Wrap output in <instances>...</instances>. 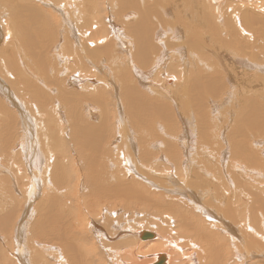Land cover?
Masks as SVG:
<instances>
[{
  "label": "bare ground",
  "instance_id": "obj_1",
  "mask_svg": "<svg viewBox=\"0 0 264 264\" xmlns=\"http://www.w3.org/2000/svg\"><path fill=\"white\" fill-rule=\"evenodd\" d=\"M53 1L54 0H0V4L5 3L4 7L6 9L9 8L11 11L9 13V11L6 10V15L0 16L2 22H0V63H4V65L0 64V106L9 107V103H11L14 104V107H16L15 110L17 111L21 107L20 118L22 119L23 128L25 130V140L27 139L25 147L30 146L35 150L31 155L29 153L27 154L29 160H26V165L22 161L18 164L13 163L11 165L18 175L14 173V184L9 183L8 177L0 176L1 187H6L7 184L6 188L8 191L4 195L9 197L12 205H14L10 214L4 213L5 215L0 218V224L8 229L9 232L20 220L19 225H16V229L14 228L15 236H17V238H15L16 244L11 248L14 253L12 255L9 253V250L7 251L10 254L8 258L10 263L15 264L14 260L19 259L18 263L20 264H264V98L262 97L264 95H261L262 91L258 92L254 90V85L252 86L254 79L249 80V82L246 81L243 84L238 82L239 85L233 80V84L231 82L229 86L230 91H232L228 94L233 101H231V105L236 106L237 109L234 111L235 117L233 116L236 123L229 129V141L227 145L222 143L220 137L214 133L216 129L212 128L211 131L194 130L197 133V141H193L187 136V129L180 131L182 137L177 138L174 137L173 134V136H171L169 133L173 132L174 126H172V129L166 128L168 123L169 125L173 123L172 116L169 114L163 119L167 124L164 127L160 126L161 132L157 131L159 126L146 128V133L142 132L143 130L141 129L143 128L140 127L137 128V131H125L120 129L117 132H112L108 126V124L112 122H110V120L107 122V118H111L114 113L118 114L117 109L119 107L121 108L119 103L121 98L127 103L125 106H127L128 110L131 106L134 113L137 112L138 114L141 112L140 116L144 118L145 112L148 111L149 102L146 103L147 101L145 102L143 98L148 93V90H143L141 87H145L146 80L143 82V86H141L139 82L138 84L135 82L137 79H133V81L129 74H125L121 80L120 88L122 92L120 91L116 100L114 97L117 94L113 93L114 95H111L108 93V96L104 95L107 90L105 85L102 86V89L95 87L93 90L87 88L85 91L77 87L84 85V79H86L87 82L93 78L90 72H88V67L85 69L84 66H82L84 71H80L82 64L78 67L80 72L76 73L77 76L75 72L78 71H74V69L71 70L69 68L72 72L74 71V73L68 76L67 72H65L66 69L64 73L62 71L63 68H60L64 76L67 74L66 77L61 78L63 77L62 74L57 72V68L59 69V62L54 61V56L52 54L50 55V52L45 51L47 54L43 53L44 49L50 45V42L45 43L40 39L42 34L46 33L48 30L50 31L51 28L53 29L55 23H57L58 27L61 26L59 17H56L51 13L52 11H49V5L53 4ZM168 1L169 0H85V14L84 16L81 14V16H83L81 19L90 21L98 17V20H94L90 23V26H88L91 27V33L88 32V34H90V40L85 39L87 38V31H83V33L80 31L81 37L85 39L86 43L83 42L88 46L92 45V48L102 44L103 46L97 47V50L94 47L95 51L93 55L98 58L101 56V53H104L106 57L109 58L108 60L106 59L107 61L116 63L122 69L127 64L139 63L137 60L142 61V64L139 63V65H142V67L144 66L143 68L145 69H150L151 66L156 69L162 61L161 54L166 50L165 46L171 43V41L170 43L168 41L167 44L165 43L164 45V41L161 37L170 40L171 34L176 35L180 30L178 26L180 22L176 25L177 23L173 24L175 19H173L174 21L172 22L167 20L170 18L169 14L173 10L172 8L180 11L185 10L187 12L189 10V5H192L191 7L193 10L196 9V0H184V2L181 3L180 0L171 1L173 3ZM214 1L219 4L228 0ZM74 2L75 0L73 3ZM229 3V7L230 9L232 8V11L230 12L231 16L228 15V12V14H226L228 18L226 16L227 24L225 26L229 27L231 32L229 29L227 31L233 33L232 37L233 35L236 37L240 50L244 49L245 52L255 49L254 54L250 56H254V58L263 57L264 0H230ZM25 5L27 7V12L23 9ZM43 5L49 8V10ZM180 6L182 7L180 8ZM209 7L211 15L216 13L217 16H219L218 12H221L220 6H218L219 10L213 9L212 5H209ZM197 8L199 10V7ZM60 12L65 15L63 10H60ZM196 12L198 11H192L193 17L196 15ZM10 14L11 19L15 18L16 20L13 24L8 23L5 18V16ZM119 14L120 18L115 19ZM199 15L201 14L199 13ZM207 19L206 21H208ZM99 21H101V23H98ZM122 21L128 23L127 28L129 31L127 33L121 31L118 26L120 25L119 22ZM183 24L184 22L181 23V25ZM207 24H209V22ZM216 24L217 23L212 21L211 25L213 31L216 30L219 32V27H217ZM66 25L68 24L66 23ZM197 26L199 25L190 26L193 33L190 32L188 28V30H185L187 37L185 34L184 36L188 38V40H191L189 38L191 37L190 35L193 34L192 39H194V41L191 42L192 40H187L189 42L188 44L192 47L196 44L199 48H203V46H205L204 37L201 38L202 40L200 43L197 42L199 40L198 38L201 37L199 33L201 30ZM218 26H220V23ZM69 27L71 28V26ZM212 27L210 28L212 29ZM201 28H203V26ZM208 31L211 35V30L209 29ZM71 32L73 36L70 35L76 43V39L78 41L79 38L73 27ZM126 34L129 35V41ZM215 34H212V36L215 37ZM215 40L216 38H214V41ZM220 41L222 42V40ZM236 43H233L234 46L237 45ZM66 44L70 43L66 42ZM208 44L212 47V43L208 41ZM126 45H128V50H126L127 48L125 49V47H127ZM9 46H11L10 49H12L11 55ZM259 48L261 50L256 55L255 53ZM153 49L159 51H156L158 53L157 55H153ZM178 49L179 47H175L174 50ZM60 50H63L62 46ZM67 50L72 53L80 51L77 53L78 63H85L84 61L88 60V55L91 53V51L89 54L86 52L84 53V51L82 52V50L77 48H68ZM123 50L128 54L127 57L126 55L120 57V52ZM220 51L221 50H219V52ZM215 52H217L215 54H218V51ZM252 52L250 53L252 54ZM62 54L59 53V58L55 57V60L59 59L58 61L60 62L63 60L65 63L70 57L68 58V54ZM244 54L245 53L242 55ZM201 55L202 54H200V56ZM219 55L221 54L219 53ZM219 55L218 57H220ZM29 56L35 57L34 61L36 64H42L41 61L45 60V66L50 70L55 69L54 75H56V78L53 74L52 75L55 79H58V81H50L51 76L49 71L45 79L49 80V82L47 81L48 85L49 83L54 85L57 84V87L54 86L56 90L53 89V91L57 93V99L52 97V95L46 94L47 92L45 93L39 85L31 84L30 89L25 85L24 71H20V68H22V66L24 67L23 62H27L30 58ZM235 57L237 58V56H234V58ZM261 58L258 63L250 59V62H248L249 66L264 72V59ZM104 60V58H99L98 63ZM196 60L197 58L195 61ZM234 60L235 59H233V62ZM244 61L245 60H243V62ZM216 64H211L212 72L218 70ZM200 66H202V63L197 65L194 73ZM129 67H132V65ZM132 68L135 67L133 66ZM139 68L140 71H142V68ZM14 71H16L15 75H13ZM113 71L114 70H112V72ZM116 71H114V73H116ZM131 71L130 73L133 76V72ZM155 71V73L158 72L157 70ZM164 71H167V69ZM117 74L119 75V72ZM157 74L162 76V69ZM142 75H144V71ZM226 75L230 77L229 72H227ZM226 75H224V77ZM2 76L6 78L8 83L4 81V77ZM98 76L101 78L100 74ZM164 76L173 83L176 81L178 83L185 82L183 80L184 78H182L183 75L175 74L169 76L164 72ZM155 77L158 76L156 75ZM107 78L108 76L104 78L105 84ZM133 78H135V76ZM160 78L162 77L159 76L157 80L160 81ZM230 78L232 79L233 77L231 76ZM260 78L263 79V77ZM218 79L221 80L222 78ZM221 81L224 85L225 82L223 80ZM218 82L220 83L217 79L210 77L208 80L203 81L192 79L190 85L186 86L185 84V88L181 86L182 89H184L182 93L187 90V94H181L183 96L177 101H184L185 104L179 103L180 105L183 104L182 106L185 105L184 108L186 109L189 108V106H197L200 102L205 106V98L208 95V91H210L214 85L215 88H217ZM160 84L161 86L163 85L162 83ZM220 84L217 90L220 89ZM226 86L228 85L226 84ZM238 86L239 89L237 88ZM71 87H73L80 96L79 100H77L75 94L68 91ZM107 88L114 91L110 86H107ZM153 88L156 89L157 87L153 86ZM152 91L154 92L155 90ZM171 91L173 92V90ZM164 94H167V92ZM63 95L68 96V98L63 97ZM157 98L162 104L158 105L157 108L155 107L156 109L151 112L157 113L155 112L157 110L163 112L167 111L166 108L171 105L170 100L166 102L165 100L167 98L165 97L166 99L164 100L162 95H158ZM89 101H95V103L92 102V106L87 108L97 111L96 113L94 111L93 117L100 114L101 122L105 121L106 123L102 122L103 124L99 126L90 123H84L81 124V126L74 125L76 123H82V120L77 115L80 114V112L82 113L81 115L84 114V108ZM240 101L241 103L238 104ZM34 102H37L38 106L34 105ZM150 102L152 105L159 103L156 99H151ZM79 106H82L83 109L79 110ZM28 108L39 110V117L42 118V120H40V144L32 137L33 122L32 119L26 118L29 116L27 112ZM53 110L56 114H58L57 111L68 112L71 115L70 117L76 116L78 121L71 122V124H73L72 127L71 124H69V126L63 128L57 123L59 117L53 114ZM11 113L4 114L1 117L3 122H7V125H10L7 129L8 131L9 129L11 131L16 127L15 125H17L15 116ZM212 113H210V117ZM175 115L177 116V114ZM213 116L214 114L212 117ZM139 117H133V121L128 120V122H134V125L136 123L140 126L141 124L137 121ZM71 119L72 118H70V120ZM143 121L147 122V120L144 119L142 122ZM232 123H234L233 120ZM7 125L5 126L7 127ZM119 125H121V123H119ZM190 125L192 126V124ZM69 127H71L70 130ZM65 130H69L71 137H64L62 132ZM108 134L112 135L109 142L105 141V137L109 139ZM136 134V137H140L138 144L134 142L135 137L133 136ZM147 138L151 140L148 141ZM12 139L13 138H11V140ZM69 140L70 144L68 143ZM195 143L198 145L197 150L200 152V154L197 155L193 153L192 150ZM122 144L123 146H121ZM22 145L20 146L22 147ZM7 146L9 149L10 145ZM120 147H123L122 155L119 149ZM2 153L4 154L6 152H3L2 149ZM188 153L198 160H191ZM43 154L47 158V162L43 165V171L36 169V171L32 173L29 167L33 163L37 164L42 161ZM13 156L18 157L17 152ZM18 158H14V160ZM142 165L145 167L142 168ZM0 169L2 168L0 167ZM1 172L2 170H0V173ZM143 172H149V174L153 173L154 177H148L149 175L146 176ZM139 179L150 186H147ZM22 180L27 184L24 189H22L24 187L23 184H21ZM41 182L44 183L41 184ZM214 184L217 185L215 190ZM11 186H13L17 192L18 189L22 190L19 196H15V192ZM43 187L44 190H41ZM159 190H165V192L160 193L158 192ZM37 195L39 197L37 204L32 206L35 204L33 202ZM31 198L33 199L31 200ZM4 199L6 198L4 197ZM121 206L125 207L124 212L121 211L123 208ZM30 213V217L32 218V214H34V218L30 223V220L24 222V218L28 217ZM141 213L145 215V223L139 218L141 217ZM15 218H17L15 223H9ZM230 220L233 222L230 223ZM120 223L126 224V226H132V229L129 227L124 230ZM136 224L138 229L134 231L133 229H135L134 226ZM6 229H4V231ZM151 229H154L153 231L155 232L153 234L147 233L149 232L148 230ZM115 231H119L120 233L116 234ZM124 234H127L128 238L121 240L120 236ZM24 235L27 238L26 243L24 242L25 245L22 243V241H24ZM145 255L148 260L145 259Z\"/></svg>",
  "mask_w": 264,
  "mask_h": 264
},
{
  "label": "rangeland",
  "instance_id": "obj_2",
  "mask_svg": "<svg viewBox=\"0 0 264 264\" xmlns=\"http://www.w3.org/2000/svg\"><path fill=\"white\" fill-rule=\"evenodd\" d=\"M59 1V2H58ZM68 1V2H67ZM54 0L52 3L53 4H50L49 5V8H50V10H49V8H47V7H45L44 5V7L46 8V9H48L49 11H52L51 13L53 14V15H55L56 17L58 16L59 17V19H60V25L61 26H59V27H62V28H59L58 27V25H57V23H55V26H53V29L51 28L50 29V31L48 30L46 33H44V34H42L41 35V37H40V39L43 41V42H45V43H49L50 42V45L46 48V49H44V51H43V53L44 54H47V52H45V51H48V52H50V55L52 54L53 56H54V61L55 62H59L58 63V65H59V69L57 68V72L58 73H61L62 71L64 72V70H65V72H67V74H68V76L69 75H72L73 73H74V71H78V72H75V74L76 73H79L80 71H84V68L86 69V67H88V72H90V74H91V76L94 78V80H93V78L92 79H90V80H88L87 82H86V79H84V85H82V86H77L78 88H80V89H82V90H87V88H89V89H91V90H93L95 87H98V88H101L102 89V86L103 85H105L106 86V89L107 90H109V91H105V96H108V93H110L111 95H114V94H117L114 98L117 100V96L119 95V93H120V91L122 92V90H121V88H120V86H121V80H122V77L125 75V74H129L130 75V77H132L131 79L133 80V79H137L135 82H137V84H138V82H139V85H141V86H143V82H145V80H146V82H145V87H141V88H143V90H148L147 92V94L144 96V101L146 102V103H148L149 104V106H148V111L147 112H145L146 114V116L144 115V118H143V116H140L141 115V112L140 113H138L137 114V112H135L134 113V110L132 109V107L130 106V109L128 110V108H127V106H125L127 103H125L124 101L125 100H122V98L119 100V103H120V106H121V108L119 107L117 110H118V114L117 113H114V114H112V116H111V118H107V122L110 120V122H112L111 124H108V126L110 127V129H111V131L112 132H117L118 130H120V129H123V130H133V131H137L138 129L137 128H143V129H141V130H143L142 132H145L146 133V128H152V127H158L159 129L157 130V131H159V132H161V130H160V126H162V127H164V126H166V124H167V122L165 121V120H163V119H165L166 117H167V114H169V115H171L172 116V121H173V123H172V125H169V123L167 124V126H166V128H170V129H172V126H174V130H173V132H171V133H169L171 136H173L174 135V137H177V138H179V137H182V135L180 134V131H183V130H186L187 131V133H188V137L191 139V140H193V141H197V133L194 131V130H209V131H211V128L212 129H216L215 131L216 132H218V133H216L215 131H214V133L215 134H217V136H219L220 137V139H221V141H222V143L224 144V145H227L228 144V141H229V129L232 127V125L234 126V124L236 123V121H234V119L235 118H233V116L235 117V115H234V111L237 109L236 108V106H233V105H231V101H232V99L230 98V95H228L229 93H231L232 91H230V84H231V82H232V84H233V80H234V82L235 83H238V82H240V83H244V82H249V80H252V79H254L253 80V82H252V86H253V88H254V90L255 91H258V92H261L262 91V93H261V95H264V72L263 71H259L257 68H254V67H252V66H249V64H248V62H250V59H252V60H254L255 62H260V58L262 57V56H260V57H255L254 58V56L253 57H251L250 55H253L254 54V50H247V51H245L244 52V49H242V50H240L239 48L240 47H238V42H237V39H236V37H234V35H233V37H232V34L233 33H230L231 32V29L229 28V27H226L225 25L227 24V18H228V15H230V12L232 11L231 9H230V7H229V5H230V0H228V1H223L222 3H215V1L214 0H196L195 1V8L196 9H194L193 10V8L191 7L192 5H189V10L186 12L185 10H175L174 8H172L173 10L170 12V18L169 19H167L169 22H172V21H174L173 19H175V21L173 22V24H176V25H178L179 24V22H180V24L178 25L179 26V31H178V35L176 34H171V38H170V40L167 38H163V37H161L162 39H163V44L165 45V43L167 44V42L169 41V43H170V41H171V45L170 44H167L166 46H165V49L166 50H164V52L161 54V58H162V61H161V63H160V65H159V67H157L156 69H154L152 66L150 67V69H145V68H143L142 67V65H139V63L140 64H142V61H140V60H137L139 63H135V64H132V63H130V65H132V67L134 66L135 68H132V67H129L130 65L129 64H127L126 66H124L123 67V69L121 68V67H119V65H117L116 63H112L111 61L109 62V61H107L109 58H107L106 57V55L104 54H100L101 56H99L98 58H97V56H94L93 55V52L95 51L94 50V47L92 48V45L89 47L88 45H86V44H84V42L86 43V41H85V39H87V40H90V34H88V32L89 33H91V27H88V26H90V23L91 22H93L94 20H98V17H95L94 19H92V20H90V21H85V20H82L81 19V17H83L84 16V14H85V12H84V7H85V0H75V2L73 3V1L74 0ZM171 1H173V0H169L168 2H170V3H173V2H171ZM209 1V2H208ZM212 1V2H211ZM221 1V0H220ZM60 2H62V3H60ZM181 2H184V0H180V3ZM57 3V4H56ZM76 3V4H75ZM5 4V3H4ZM4 4H0L1 6H0V16L1 15H6V10H8L9 11V13L11 12L10 10H9V8H5L4 6ZM56 4V5H55ZM60 4V5H59ZM68 6H67V5ZM74 4V5H73ZM53 5H54V7H53ZM58 5V6H57ZM169 5V4H168ZM209 5L211 6L212 5V8L213 9H215V10H219L218 9V6H220V10H221V12H218V15L219 16H217V14L215 13V14H213V15H211L210 14V7H209ZM51 6V7H50ZM57 6V7H56ZM65 6V7H64ZM77 6V7H76ZM208 6V7H207ZM236 6V5H235ZM68 7V8H67ZM154 7V6H153ZM156 7V6H155ZM182 6H180V8H181ZM197 7H199V10H198V8ZM227 7H228V9H227ZM2 8V9H1ZM69 8H70V10H69ZM207 8H208V10H207ZM23 9H25V11L27 12V7H26V5L23 7ZM55 9V10H54ZM67 11H66V10ZM230 9V10H229ZM60 10H63L64 12H65V15H63V13H61L60 12ZM195 10H197L198 12H196V15H194V17H193V15H192V11L193 12H195ZM201 10V11H200ZM222 10H224V11H222ZM59 11V12H58ZM77 11V12H76ZM177 11V12H176ZM71 12V13H70ZM181 12H183V13H181ZM209 13V14H207V13ZM214 12H216V11H214ZM229 14H228V13ZM176 13V14H175ZM178 13V14H177ZM199 13L201 14V15H199ZM220 13V14H219ZM75 14V15H74ZM81 14L83 15V16H81ZM183 14V15H182ZM186 16H185V15ZM189 14V15H188ZM226 14H228V15H226ZM68 15H72V16H68ZM78 15V16H77ZM176 15V16H175ZM180 15V16H179ZM202 15H204V16H202ZM67 16V17H66ZM184 18H183V17ZM199 16H201V17H199ZM226 16H227V18H226ZM231 16V15H230ZM207 17H208V19H207ZM219 17V18H218ZM5 18L7 19V21H8V23H12L13 24V22H16V20H15V18H13V19H11V14L10 15H7V16H5ZM112 18V17H111ZM117 18H120V14L115 18V19H117ZM203 18V19H202ZM205 18V19H204ZM212 18V19H211ZM113 19V18H112ZM178 19V20H177ZM182 19V20H181ZM206 19L208 20V21H206ZM232 19H233V16H232ZM231 19V20H232ZM204 20H205V22H204ZM215 20V21H214ZM120 21V20H119ZM212 21L213 22H215V23H217L216 24V26L217 27H219V32H217L215 29V31H213V27H212ZM0 22H1V20H0ZM71 22V23H70ZM72 22H73V24H72ZM132 22V21H131ZM184 22V24L183 25H181V23H183ZM189 22V23H188ZM195 22H196V24H195ZM209 22V24H207ZM211 22V23H210ZM225 22V23H224ZM2 23V22H1ZM66 23L68 24V25H66ZM69 23H70V25H69ZM98 23H101V21H99ZM120 23V25H118L119 27H120V30L121 31H124L125 33H127L129 30H128V28H127V26H128V23L127 22H119ZM200 23H201V26H200ZM219 23H220V26H218L219 25ZM83 24V25H82ZM84 24H85V26H84ZM86 24H88V25H86ZM125 24H127V25H125ZM186 24H187V26H186ZM196 26V25H199V26H197L201 31H199V33H200V35H201V37L200 38H198L199 40L197 41L198 43H200L201 42V38H203V40H205V46H203V48H202V50H201V48H199L198 47V45H194V47H192L190 44H188L189 42L188 41H191V42H193L194 41V39H192V35H190V36H188V37H190L189 39H191V40H188V38H186L187 37V33L185 34V30H188V28H189V31L190 32H192L191 30H192V28L190 27V26ZM207 25V26H206ZM69 26H71V28L69 27ZM77 26V27H76ZM81 26V27H80ZM87 26V27H86ZM189 26V27H188ZM203 26V28H201ZM204 26H206V27H204ZM72 27H73V29H74V31H76V33H77V35H78V38H79V40L77 41V39H76V43H75V41H73V35H72ZM210 27H212V29L210 28ZM221 27V28H220ZM80 28V29H79ZM90 30H89V29ZM191 28V29H190ZM204 28H205V30H204ZM207 28H208V30L210 29L212 32H215V33H212L211 31H210V33H211V35L209 34V31L207 30ZM223 28H225V29H223ZM64 29H65V31H64ZM230 30V32L229 31H227V30ZM68 32H67V31ZM71 30V31H70ZM221 30V31H220ZM56 31V32H55ZM79 31V32H78ZM83 33V31H87V34H86V37L87 38H83L82 39V37H81V32ZM181 31H182V33H181ZM184 31V32H183ZM203 31V32H202ZM208 31V32H207ZM223 31V32H222ZM187 32V31H186ZM57 33V34H56ZM64 33V34H63ZM193 33V32H192ZM205 33V34H204ZM221 33V34H220ZM227 33H228V35H227ZM47 34V35H46ZM53 34V35H52ZM72 36H71V35ZM184 34H185V36H184ZM212 34L214 35L215 34V37L214 36H212ZM219 34H220V36H219ZM231 34V35H230ZM45 35V36H44ZM48 35H49V37H48ZM51 35V36H50ZM175 35V36H174ZM181 37H180V36ZM197 35H199V34H197ZM199 35V36H200ZM203 35V36H202ZM216 35H218V36H216ZM67 37V36H69V37H67V38H65V37ZM126 36H127V38H128V41H129V35H127L126 34ZM81 37V38H80ZM175 37V38H174ZM183 37V38H182ZM208 37V38H207ZM212 37V38H211ZM217 37H218V39H217ZM232 37V38H231ZM43 38V39H42ZM210 38H211V40H210ZM214 38H216V40L214 41ZM236 40H235V39ZM54 41H53V40ZM71 39V40H70ZM162 39H160V40H162ZM172 39V40H171ZM177 39V40H176ZM183 39V40H182ZM213 39V40H212ZM81 40V41H80ZM188 40V41H187ZM220 40H222V42H223V40H224V42H223V44H222V42L220 41ZM237 42H235V41ZM4 41V40H3ZM47 41V42H46ZM84 41V42H83ZM174 41H176V42H174ZM182 41V42H181ZM208 41H209V43H212V47H211V45L210 44H208ZM210 41H212V42H210ZM218 41V42H217ZM233 41V42H232ZM66 42H68V43H70V44H66ZM81 42V43H80ZM216 42V43H215ZM76 45H75V44ZM88 43V42H87ZM214 43V44H213ZM233 43H236L237 45H235L234 46V44ZM226 44V45H225ZM54 46V48H53V46ZM129 45V44H128ZM128 45H126L127 47H125V49L126 50H128L129 48H128ZM164 45H163V47H164ZM183 45V46H182ZM215 45V46H214ZM12 46H14V45H12ZM61 46H62V49L63 50H60L61 49ZM82 46V47H81ZM86 46V47H85ZM88 46V47H87ZM99 46H103L102 44L101 45H98L97 47H99ZM168 46V47H167ZM231 48H230V47ZM10 47L11 46H9V52H10V55H11V53H12V49H10ZM79 47V48H78ZM97 47H95V49L97 50ZM175 47H179V49L178 50H174L175 49ZM189 47H191V48H189ZM223 47V48H222ZM233 47V48H232ZM238 47V48H237ZM8 48V47H7ZM65 48V49H64ZM68 48H77V49H80V50H82V52L84 51V53L86 52L87 54H89L90 53V51H91V53L88 55V57L90 58H88V60H86V61H84L85 63H78V59H77V53L78 52H80V51H78L77 53H72V52H70L69 50H67ZM86 48H88V49H86ZM215 49V51H218V54H215V53H217V52H215L214 51V49ZM39 49V48H38ZM158 49V48H157ZM157 49H153L152 51H153V55H157L158 53L157 52H159V51H157ZM159 49L161 50V48L159 47ZM167 49H169V50H171V51H169V50H167ZM188 49V50H187ZM217 49V50H216ZM155 50V51H154ZM214 51V52H212V51ZM219 50H221L220 52H219ZM225 50V51H224ZM261 49L259 48L258 50H257V52L255 53L256 55H257V53H259V51H260ZM87 51H89V52H87ZM157 51V52H156ZM204 51V52H203ZM248 51H249V53H248ZM253 51V52H252ZM55 52H56V56H55ZM66 52V53H65ZM126 51L125 50H123V51H121L120 52V57H123L124 55H126V57L128 56V54H126L125 53ZM146 52H147V50H146ZM151 52V51H150ZM173 53V55H172V53ZM203 52V53H202ZM250 52H252V54L250 53ZM59 53H63L62 55H67L68 54V60L67 61H65V63H64V61L63 60H61V62L60 61H58V60H55V57H57V58H59ZM154 53H156V54H154ZM170 53V54H169ZM219 53L221 54V55H219ZM243 53H245L244 55H242ZM72 54V55H71ZM123 54V55H122ZM146 54H148V53H146ZM175 54V55H174ZM200 54H202L201 56H200ZM226 54H227V56H226ZM92 55V56H91ZM118 55V56H119ZM172 55V56H171ZM218 55L220 56V57H218ZM52 56V57H53ZM91 56V57H90ZM93 56H94V58H93ZM178 56V57H177ZM199 56V57H198ZM234 56H237V58L235 57L234 58ZM30 58H29V60L26 62V61H24L23 62V64H24V67L22 66V68H20V71H24V79H25V85L28 87V89H30V85L32 84V85H34V84H36V85H39L44 91H45V93L46 94H48V95H52V97H54L55 99H57V93L56 92H54L53 91V89L54 90H56V88H54V86L55 87H57V84L56 85H54V84H52V83H49V85H48V82H49V80H46L45 79V76L48 74V71H49V73H50V76H51V79H50V81H54V82H56V81H58V79H55L56 78V75H54V73H55V69H53V70H50L47 66H45V60H42L41 61V63L42 64H36L35 63V61H34V56H29ZM76 57V58H75ZM87 57V56H86ZM203 57H206V58H203ZM211 57V58H210ZM251 57V58H250ZM99 58L101 59V58H104L105 60L103 61V62H105L106 63V66H105V63H103V62H99L98 63V61H99ZM169 58V59H168ZM197 58V62L195 61V59ZM203 60H202V59ZM248 58H249V60H248ZM76 59V60H75ZM107 59V60H106ZM164 59V60H163ZM200 59V60H199ZM206 59V60H205ZM233 59H235L234 60V62H236V63H234L233 62ZM261 59H264V55H263V57L261 58ZM170 60H172V61H170ZM187 60V61H186ZM217 60V61H216ZM243 60H245L244 62H243ZM176 61V62H175ZM192 61H195V62H192ZM215 61V62H214ZM69 64H68V63ZM88 62V63H87ZM89 62H91V63H89ZM108 62V63H107ZM209 62V63H208ZM211 62V63H210ZM253 62V61H252ZM29 63V64H28ZM30 63H31V65H30ZM76 63V64H75ZM95 63V64H94ZM98 65H97V64ZM165 63V64H164ZM170 63V64H169ZM177 63V64H176ZM200 63H202V66H200L199 68H198V70L194 73V70H195V68L197 67V65L198 64H200ZM208 63V64H207ZM216 63H218V64H216ZM220 63V64H219ZM263 63H264V61H263ZM0 64H3L4 65V63L3 62H1ZM63 64V65H62ZM75 64V65H74ZM82 64V65H81ZM108 64H110V65H108ZM143 64H145V63H143ZM182 64V65H181ZM214 64H216V66H218V70L217 71H215V72H217V73H215V72H212V65ZM77 65V66H76ZM81 65V67H80V71H79V66ZM141 67L142 68V71H140V68L138 67ZM174 65V66H173ZM208 65V66H207ZM63 66V67H62ZM82 66H84V68H82ZM99 66V67H98ZM162 66V67H161ZM224 66V67H223ZM39 67V68H38ZM58 67V66H57ZM77 67V68H76ZM136 67H137V69H136ZM148 67V68H149ZM161 67V68H160ZM170 67V68H169ZM207 67H208V69H207ZM221 67V68H220ZM41 68V69H40ZM60 68H63V70L62 71H60ZM72 70V69H74V71L72 72L70 69ZM82 68V69H81ZM121 68V69H120ZM131 68V69H130ZM159 68V69H158ZM175 68H176V70H175ZM187 68V69H186ZM48 69V70H47ZM68 69V70H67ZM78 69V70H77ZM98 71H97V70ZM100 69V70H99ZM118 69V70H117ZM127 69H130V70H127ZM144 69V70H143ZM162 69V76L160 75V74H157L160 70ZM167 69V71H164V70H166ZM174 69V70H173ZM211 69V70H210ZM45 70H47V71H45ZM112 70H114V71H116V73H114V71L112 72ZM120 70V71H119ZM132 70V71H131ZM153 70V71H152ZM155 70H157L158 72L157 73H155L156 71ZM207 70H209V71H207ZM32 71V72H31ZM95 71V72H94ZM130 71L131 72H133L132 74H133V76L131 75V73H130ZM138 72V74H137V72ZM143 71H144V75H142V73H143ZM146 71V72H145ZM150 71H151V73H150ZM170 71H172V72H170ZM225 71V72H224ZM26 72V73H25ZM64 72V73H65ZM119 72V75L117 74ZM121 72V73H120ZM127 72V73H126ZM134 72H136V73H134ZM149 72V73H148ZM164 72H165V74H167V75H169V76H173V75H183L182 76V78H184L183 80L185 81V82H180V83H178L177 81L175 82V83H173V82H170L169 80H168V78L167 77H165L164 76ZM176 72H178V73H176ZM182 72V73H181ZM189 72V73H188ZM227 72H229V75H230V77L232 76L233 78L231 79L229 76H227L226 75V73ZM15 73H16V71H14L13 72V75H15ZM69 73H71V74H69ZM102 73V74H101ZM173 75H172V74ZM216 74L217 76H218V78H222L221 80H223L224 82H225V84L223 85V83H221L222 81L221 80H219L218 78H217V76L216 75H214V74ZM55 76V78L53 77V75ZM62 74V76L63 77H61V75H60V77L61 78H64V77H66V75L67 74H65V76H64V74L63 73H61ZM100 74V76H101V78H99V75ZM112 74V75H111ZM116 74V75H115ZM159 77H162V78H160L159 80L160 81H158L157 80V78L158 77H155L156 75ZM189 74V75H188ZM200 74V75H199ZM213 74V75H212ZM263 74V75H262ZM111 75V76H110ZM148 75V76H147ZM153 75V76H152ZM155 75V76H154ZM208 75H209V77L210 78H215V79H217L218 81H220V83L218 82V85L220 84V89L219 90H217L218 89V85H217V88H215V85L213 86V88L210 90V91H208V95H207V97L205 98L206 100V103H205V106L204 105H202V102H200V104L199 105H197V106H194V107H192V106H189V108H184V106H182L183 104H185L184 103V101H182V102H180V101H177V100H180L179 98L180 97H182L183 95H181V94H187V90H185V92L184 93H182V91H184V89H182V87L183 88H185V84H186V86H188V85H190L191 84V80L192 79H194V80H199V81H203V80H208ZM211 75V76H210ZM221 75V76H220ZM224 75H226L225 77H224ZM11 76H12V74H11ZM76 76H77V74H76ZM81 76V75H80ZM108 76V78H107V80H106V84H105V82H104V78L105 77H107ZM117 76V77H116ZM135 76V78H133ZM141 76V77H140ZM144 76V77H143ZM188 76V77H187ZM192 76V77H191ZM198 76V77H197ZM205 76V77H204ZM214 76V77H213ZM223 76V77H222ZM255 76H256V78H255ZM263 77V79H261L260 77ZM2 77H4V76H2ZM120 77V78H119ZM138 77V78H137ZM149 77V78H148ZM199 77H200V79H199ZM32 78V79H31ZM41 78H42V80H41ZM99 78V79H98ZM142 78V79H141ZM145 78V79H144ZM202 78V79H201ZM4 79V81L6 82V83H8L7 81H6V78L4 77L3 78ZM48 79V78H47ZM153 79H154V81H153ZM163 79H164V81H163ZM225 79H226V81H225ZM256 79V80H255ZM139 80V81H138ZM152 80V81H151ZM158 82H157V81ZM34 81V82H33ZM48 81V82H47ZM93 81V82H92ZM112 81H114V82H112ZM134 81V80H133ZM166 81V82H165ZM67 82V81H66ZM156 82V83H155ZM227 82V83H226ZM262 82V83H261ZM47 83V84H46ZM68 83V82H67ZM87 83V84H86ZM115 83V84H114ZM160 83H162L163 85L161 86V84ZM170 84V86H169V84ZM172 83V84H171ZM183 85H182V84ZM254 83V84H253ZM28 84H29V86H28ZM52 84V85H51ZM156 84V85H155ZM164 84H165V86H164ZM226 84L228 85V86H226ZM259 84V85H258ZM48 85V86H47ZM68 85H69V83H68ZM149 85V86H148ZM158 85V86H157ZM222 85V86H221ZM238 85H239V83H238ZM50 86H51V88H52V91H51V88H50ZM76 86V85H75ZM107 86H110V87H112L113 89H114V91L113 90H111V89H108L107 88ZM118 88H117V87ZM150 86H151V88H152V90H155L154 92L151 90V88H150ZM153 86L154 87H157L156 89L155 88H153ZM168 86V87H167ZM176 86H178V87H176ZM182 86V87H181ZM224 86V87H223ZM159 87V88H158ZM181 87V88H180ZM227 87V88H226ZM45 88V89H44ZM58 88H59V86H58ZM148 88V89H147ZM161 88V89H160ZM180 88V89H179ZM188 88V87H187ZM238 89H239V86L237 87ZM50 89V90H49ZM123 89V88H122ZM48 90H49V92H48ZM150 90V91H149ZM159 90V91H158ZM171 90H173V92L171 91ZM223 90V91H222ZM229 90V91H228ZM68 91L70 92V93H73V94H75L76 96H77V100H79L80 98V96L76 93V91L73 89V87H71V88H69L68 89ZM157 91V92H156ZM180 93H179V92ZM240 91V90H239ZM151 92V93H150ZM163 94H162V93ZM167 92V94H164V93H166ZM203 92H205V91H203ZM114 93V94H113ZM150 93V94H149ZM212 95H211V94ZM214 93V94H213ZM220 93V94H219ZM227 93V94H226ZM175 94V95H174ZM189 94V93H188ZM216 94H217V96H216ZM158 95L160 96V95H162V97H163V99L165 100L166 98L168 99V101H167V99L165 100L166 102H169V100H170V102H171V105L169 106V107H167L166 109H167V111H165V112H163V111H155V112H157V113H152L151 111L152 110H154V109H156L157 108V106L158 105H161L162 103L161 102H159V100H158ZM178 95V96H177ZM104 96V97H105ZM151 96V97H150ZM157 96V97H156ZM168 96V97H167ZM173 96V97H172ZM186 96H188V95H186ZM63 97H65V98H68V96H66V95H63ZM155 97V98H154ZM166 97V98H165ZM177 97V98H176ZM214 97V98H213ZM263 98H264V96H262ZM2 98V97H1ZM172 98V99H171ZM151 99H156L157 100V102H159V103H156V104H153L152 105V103L150 102V100ZM227 99H228V101H227ZM230 99V100H229ZM3 100V99H2ZM54 100V99H53ZM217 100H219V101H217ZM5 101H6V99H5ZM4 101V102H5ZM22 102H25V101H23V100H21ZM177 101V102H176ZM224 101V102H223ZM93 103H95V101H92ZM92 102H90L89 101V103L87 104V106L84 108V114L83 115H81L82 113L80 112V114H78L77 116L82 120V123H76V124H74V125H76V126H81V124H84V123H90V124H95V125H97V126H99V125H101V124H103V123H106L105 121H102L101 122V116H99L100 114H98L96 117H93V113H94V111H95V113L97 112L96 110H89V109H87L88 107H90V106H92L93 105V103ZM176 102V103H175ZM183 103V104H181L180 105V103ZM233 102V101H232ZM178 103V104H177ZM209 103V104H208ZM211 103V104H210ZM241 103V101L238 103V104H240ZM10 105H9V107H1L0 106V109H1V111H0V158H1V160H0V167L2 168V169H0V170H2V172L0 173V176H3V177H8L9 178V183H12V184H14V181H15V176H14V173L17 175V173L15 172V170H14V168L13 167H11V165L13 164V163H20V161H22L25 165L27 164V161L26 160H29L28 159V157H27V154L29 153L30 155L32 154V153H34L35 152V150H34V148H31L30 146H26L25 147V142H27V139L25 140V130H24V128H23V124H22V119L20 118L21 117V107L18 109V111L17 110H15L16 109V107H14V104H11V103H9ZM124 104V105H123ZM34 105H36V106H38L37 105V102H34ZM175 105V106H174ZM177 105V106H176ZM178 105H180V106H178ZM213 105V106H212ZM217 105V106H216ZM231 105V106H230ZM174 106V107H173ZM156 107V108H155ZM24 108H25V106H24ZM79 110H82L83 109V107L82 106H79ZM127 108V109H126ZM170 108H172V109H170ZM177 108V109H176ZM193 108V109H192ZM198 108V109H197ZM202 110H201V109ZM205 108H206V110H205ZM172 110V111H170V110ZM187 111H186V110ZM197 109V110H196ZM209 109V110H208ZM214 109V110H213ZM7 110V111H6ZM30 110V111H29ZM126 110V111H125ZM181 110V111H180ZM185 110V111H184ZM190 110V111H189ZM213 110V111H212ZM41 111V110H40ZM87 111V112H86ZM127 111H128V113H127ZM183 111V112H182ZM200 111V112H199ZM210 111V112H209ZM215 111V112H214ZM217 111V112H216ZM13 113V115L15 116V122L17 123V125H15L16 127L15 128H13L11 131H10V129H9V131L7 130L8 128H9V126L10 125H7V122H3L2 121V115H4V114H9V113ZM27 112H28V114H29V116H27L26 118H28V119H32V122H33V135H32V137H34V139L36 140V142L37 143H39L40 144V120H42V118H40L39 117V110H36L35 108H28V110H27ZM35 112V113H34ZM37 112V113H36ZM132 112V113H131ZM171 112V113H170ZM174 112V113H173ZM178 112V113H177ZM182 112V113H181ZM185 112V113H184ZM213 112V113H212ZM219 112V113H218ZM11 113V114H12ZM57 113L58 114H56V112L53 110V114H55V115H57L56 117L58 118L57 119V123H59L60 124V126H62L63 128H65V127H67V126H69V124H71V122H77L78 121V118L76 117V116H72V117H70L71 115L68 113V112H58L57 111ZM86 113H87V115H86ZM173 113V114H172ZM189 113V114H188ZM191 113V114H190ZM210 113H212L211 114V117H210ZM218 113V114H217ZM230 113H231V115H230ZM31 114V115H30ZM34 114V115H33ZM131 114V115H130ZM151 114V115H150ZM158 114V115H157ZM161 114H162V116H161ZM175 114H177V116L175 115ZM214 114V116L212 117V115ZM216 114H217V116H216ZM20 115V116H19ZM33 115V116H32ZM54 115V116H55ZM62 115V116H61ZM80 115V116H79ZM115 115H116V117H115ZM120 117H119V116ZM134 115V116H133ZM141 117V119H140V117H139V119L137 120L138 122H139V124H141L140 126L138 125V124H136L135 123V125H134V122L132 123V122H130L131 120L133 121V117ZM165 117H164V116ZM133 116V117H132ZM152 116V117H151ZM180 116V117H179ZM201 116V117H200ZM17 117V118H16ZM62 119H61V118ZM147 117V118H146ZM149 117V118H148ZM159 117V118H158ZM164 117V118H163ZM183 117V118H182ZM198 117V118H197ZM19 118V119H18ZM70 118H72L71 120H70ZM119 118V119H118ZM129 118V119H128ZM131 118V119H130ZM146 118V119H145ZM155 118H156V120H155ZM175 118V119H174ZM180 118V119H179ZM188 118V119H187ZM233 118V119H232ZM60 119V120H59ZM92 119V120H91ZM116 119H117V121H116ZM147 120V122H145V121H143L142 122V120ZM186 119V120H185ZM204 119V120H203ZM207 119V120H206ZM214 119V120H213ZM123 120V121H122ZM128 120H130L129 122H128ZM151 120V121H150ZM153 120V121H152ZM196 120V121H195ZM232 120H233V122L234 123H232ZM19 121V122H18ZM63 121H65V122H63ZM87 121V122H86ZM89 121V122H88ZM122 121V122H121ZM159 121V122H158ZM188 123H187V122ZM192 121V122H191ZM199 121H200V123H199ZM204 121V122H203ZM2 122V123H1ZM62 122V123H61ZM81 122V121H80ZM137 122V123H138ZM148 122H151V123H148ZM161 122V123H160ZM196 122V123H195ZM214 122V123H213ZM217 122H219V123H217ZM227 122V123H226ZM230 122V123H229ZM67 123V124H66ZM119 123H121V125H119ZM157 123H160V124H157ZM8 124H9V122H8ZM143 124H144V126H143ZM147 124V125H146ZM152 124H154V125H152ZM164 124V125H163ZM190 124H192V126L190 125ZM5 125H7V127L5 126ZM72 125L73 124H71V127H72ZM118 125V126H117ZM131 125V126H130ZM169 125V126H168ZM188 125V126H187ZM208 125V126H207ZM217 125H219V126H217ZM230 125V126H229ZM12 126V125H11ZM216 126V127H215ZM71 127H69V130L71 129ZM180 127V128H179ZM186 127V128H185ZM193 127V128H192ZM185 128V129H184ZM6 129V130H5ZM117 129V130H116ZM136 129V130H135ZM191 129V130H190ZM69 130H65L64 132H62V134L64 135V137L65 138H68L69 136L71 137V133L69 132ZM218 130V131H217ZM220 130V131H219ZM191 133H190V132ZM8 132V133H7ZM11 132V133H10ZM225 132V133H224ZM24 133V134H23ZM221 133V134H220ZM223 133V134H222ZM173 134V135H172ZM225 134V135H224ZM12 135V136H11ZM16 136V137H15ZM112 135L111 134H108V137H109V139H107L106 137H105V141H110L111 140V137ZM137 136V134L136 135H134L133 137H135V139H134V142H135V144H138L139 143V138L140 137H136ZM173 137V138H174ZM228 137V138H227ZM6 140H5V139ZM11 138H15L13 141L11 140ZM38 138V139H37ZM115 139V138H114ZM5 140V141H4ZM147 140L149 141V140H151L150 138H147ZM224 141H225V143H224ZM8 142V143H7ZM24 142V143H23ZM6 143H7V145H10V148L8 149V146L6 145ZM69 144H70V140H69V142H68ZM23 144V145H22ZM68 144V145H69ZM4 145V146H3ZM20 145H22V147L20 146ZM39 146V145H38ZM38 146H37V149H38ZM121 146H123V144L121 145ZM193 153H195L196 155L197 154H200V152L197 150V147H198V145L195 143V145H193ZM5 148V149H4ZM69 148H70V146H69ZM2 149H3V152L5 151L6 153H2ZM120 150H121V155H122V152H123V147H120L119 148ZM27 151V152H26ZM196 151V152H195ZM7 152H9V153H7ZM16 152H17V154H18V157H16V156H13V155H15L16 154ZM198 152V153H197ZM4 156H3V155ZM9 154V155H8ZM21 154H22V157H21ZM189 154V153H188ZM33 156V155H32ZM14 158H18L17 160H14ZM189 158L191 159V160H193V161H196V160H198L197 158H194V156L192 155L191 156V154H189ZM193 158V159H192ZM138 159V158H137ZM9 160V161H8ZM13 161V162H12ZM47 162V158H46V156L43 154V158H42V161H40V162H38L37 164H35V163H33V164H35V165H31L29 168V170H31V172L32 173H34L35 171H36V169H39V170H41V171H43V165H44V163H46ZM8 163V164H7ZM143 167L142 168H144L145 166L144 165H142ZM9 169V170H8ZM4 172V173H3ZM13 173V174H12ZM29 173H30V171H29ZM146 176H148V177H150L151 176V178H153L154 177V174L153 173H150L149 174V172H143ZM153 174V175H152ZM13 175V176H12ZM31 175V174H30ZM18 176V175H17ZM14 177V178H13ZM13 178V179H12ZM19 180H20V178H19ZM141 182H143L144 184H146L147 186H150V185H148L147 183H145L143 180H141V179H139ZM44 182H41V184H43ZM21 184H23V188L22 189H24L26 186H27V184H26V182L24 181V180H22V182H21ZM2 185H0V187H1ZM216 186L217 185H215L214 184V190L216 189ZM6 187H7V184H6ZM5 186H3V187H1L0 188V218L2 217V216H4L5 214H10L11 212H12V207L14 206V205H12V202L9 200V197H7L6 195H4L5 193H7V191H8V189L6 188ZM17 187V186H16ZM11 188L13 189V191L15 192V196L17 195V196H19V194L22 192V190L21 189H18V192L13 188V186H11ZM154 188V187H153ZM155 189V188H154ZM41 190H44V187L43 188H41ZM157 190V189H156ZM10 192V191H9ZM158 192H160V193H163V192H165V190H163V191H158ZM25 193V192H24ZM4 197L6 198V199H4ZM38 195L36 196V198L34 199V202L33 203H35V204H33L32 206H35L36 204H37V201H38ZM18 199H19V197H18ZM18 199H17V201H18ZM33 198H31V200H32ZM9 201V202H8ZM18 204V203H17ZM16 204V205H17ZM18 206V205H17ZM2 207V208H1ZM6 207V208H5ZM121 207H123V206H121ZM4 208V209H3ZM124 209H125V207H123L122 209H121V211H123L124 212ZM5 211V212H4ZM131 211V210H130ZM126 212V211H125ZM132 212V211H131ZM5 213V214H4ZM128 213H130V212H128ZM30 215H31V213L28 215V217H25L24 218V222H26V221H29V223L31 222V220L34 218V214H32V218L30 217ZM141 215V217H139L140 218V220H142V221H144V223H145V221H146V218H145V215H144V213H141L140 214ZM17 221V218H15V219H13L12 221H10L9 223H15ZM20 221V220H19ZM19 221L9 230V232H8V229H6L4 226H2L1 224H0V264H11L10 263V261H9V255L10 254H12L13 255V253H14V251L11 249L13 246H15V244H16V239L15 238H17V236H15V230H14V228L16 229V227L19 225ZM233 221L232 220H230V223H232ZM0 223H1V220H0ZM26 224V223H25ZM17 225V226H16ZM120 225L123 227V229L124 230H126V229H128L129 227L132 229V226H126V224H122V223H120ZM135 227V229H133L134 231L135 230H137L138 229V226H137V224L134 226ZM3 228V229H2ZM4 229H6L5 231H4ZM132 230V231H133ZM154 229H151V230H148L149 232H147V233H149V234H153L155 231H153ZM12 231V232H11ZM25 232V231H24ZM115 233L116 234H118V233H120L119 231H115ZM129 234V233H128ZM11 236H13V237H11ZM113 236V235H112ZM8 237V238H7ZM126 237V238H125ZM128 238V236H127V234H124V235H122V236H120V239L121 240H125V239H127ZM147 239H150V238H147ZM14 240V241H13ZM23 240L24 241H22V243L25 245V243H26V241H27V238H26V236L24 235V238H23ZM15 242V243H14ZM25 242V243H24ZM14 243V244H13ZM7 249V250H6ZM9 250V253L7 252ZM166 251V250H165ZM154 253V252H153ZM157 253V252H156ZM151 254V253H150ZM28 256H29V254H28ZM145 259L146 260H148L147 259V257H146V255H145ZM17 261V262H16ZM13 262V261H12ZM19 262V259L18 260H14V263L15 264H20V263H18Z\"/></svg>",
  "mask_w": 264,
  "mask_h": 264
}]
</instances>
